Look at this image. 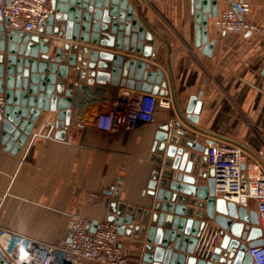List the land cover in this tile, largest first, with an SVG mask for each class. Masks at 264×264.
<instances>
[{"label":"water","instance_id":"95a60500","mask_svg":"<svg viewBox=\"0 0 264 264\" xmlns=\"http://www.w3.org/2000/svg\"><path fill=\"white\" fill-rule=\"evenodd\" d=\"M190 3L195 44L208 55L213 44L207 39L208 18L216 15V0ZM50 4L52 12L40 23L38 34L6 31L0 23V92L5 101L0 144L11 146L12 153L23 145L41 111L55 112V136L63 138L72 109L78 116L103 85L167 95L163 72L148 69L146 61L73 43L154 58L155 34L140 18L135 0ZM57 37L64 41L59 44ZM201 105L190 97L181 113L185 126L175 119L155 135L150 157L154 164L143 191L152 210L119 201L121 178L103 191L110 196L104 220L114 224L120 236L134 240L138 264H254L248 249L264 244L257 211L218 192L215 169L206 159L208 140L187 128H195ZM0 264H6L1 255Z\"/></svg>","mask_w":264,"mask_h":264},{"label":"crops","instance_id":"0c3cea01","mask_svg":"<svg viewBox=\"0 0 264 264\" xmlns=\"http://www.w3.org/2000/svg\"><path fill=\"white\" fill-rule=\"evenodd\" d=\"M135 2L140 18L155 34L158 47L154 58L99 44L73 43L142 59L150 64L148 69L161 70L169 107H157L150 122L102 131L95 126L97 114L107 110L113 100L141 92L103 85L89 96L78 116L77 109H72V122L65 127L63 138L55 136V112L41 111L16 152L0 144L1 227L58 244L66 238L72 215L91 223L104 220L110 196L103 191L119 178V201L152 210L147 208L143 191L154 164L150 157L155 135L175 119L185 126L181 113L192 96L202 105L195 128L187 127L189 130L203 139L213 135L233 140L264 162V0H253L245 17L260 31L246 34L216 30V16L231 6L227 0H216V15L208 18L207 39L213 43L208 55L195 44L190 0ZM30 33L38 34L39 28ZM57 38L59 44L64 41ZM242 206L257 211L254 199ZM120 244L138 264L134 240L120 236Z\"/></svg>","mask_w":264,"mask_h":264},{"label":"built area","instance_id":"2783aa9c","mask_svg":"<svg viewBox=\"0 0 264 264\" xmlns=\"http://www.w3.org/2000/svg\"><path fill=\"white\" fill-rule=\"evenodd\" d=\"M227 1L231 6L214 20L218 32L260 31L245 20L253 0ZM51 12L50 0H0V23L6 31H37ZM4 103L0 92V119ZM157 107H169L168 99L145 92L127 93L97 114L95 126L102 131L131 128L150 122ZM207 138L206 159L215 169L218 192L240 205L248 199L256 201L264 239V162L233 140L213 135ZM67 226L70 235L58 244L43 243L0 226V255L6 264H134L123 251L114 224L99 220L92 225L89 219L72 215ZM248 251L254 264H264V244Z\"/></svg>","mask_w":264,"mask_h":264},{"label":"rangeland","instance_id":"374dc122","mask_svg":"<svg viewBox=\"0 0 264 264\" xmlns=\"http://www.w3.org/2000/svg\"><path fill=\"white\" fill-rule=\"evenodd\" d=\"M261 160V159H260ZM262 161V160H261Z\"/></svg>","mask_w":264,"mask_h":264}]
</instances>
